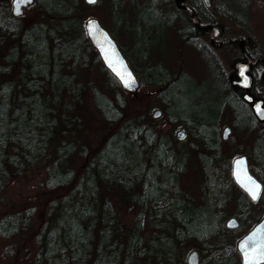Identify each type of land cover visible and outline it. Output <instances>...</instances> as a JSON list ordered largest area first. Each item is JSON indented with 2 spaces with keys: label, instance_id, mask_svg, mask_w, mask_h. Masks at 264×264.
Here are the masks:
<instances>
[{
  "label": "trees",
  "instance_id": "obj_1",
  "mask_svg": "<svg viewBox=\"0 0 264 264\" xmlns=\"http://www.w3.org/2000/svg\"><path fill=\"white\" fill-rule=\"evenodd\" d=\"M86 3L34 0L26 9L39 17L26 20L25 13L13 15L10 0H0V195L13 179L47 158V186L66 191L49 201L47 217L34 231V207L7 212L0 218V236L31 232L33 264H180L185 246L200 252L201 264H240L235 241L263 212L250 216L252 199L232 176L231 159L221 149L219 119L214 118L216 103L202 87L188 82L172 99L173 77L188 74L153 58L168 43L167 32L152 38L151 29L143 33L137 27V34L126 28L123 33L138 36L134 48L119 42L131 66L137 74L143 66L144 82L161 88L163 115L175 126L185 125L191 140L154 129L141 117L117 125L124 118L125 95L116 92L113 97L80 78L89 49L95 48L79 15ZM116 4L111 0L114 8ZM193 5H202V0ZM104 67L110 81L121 86ZM243 101L241 95L234 98L240 107ZM86 102L112 129L94 151L84 140L81 104ZM233 126L239 130L250 125L236 120ZM261 141L264 137H257L252 153H244L261 162L264 184ZM192 153L203 166V180L195 186L186 184ZM79 159L84 160L82 168L75 166ZM255 204L264 210V187ZM117 205L134 214L127 224L118 217ZM231 214L241 222L232 230L226 224ZM113 229L118 231L114 242Z\"/></svg>",
  "mask_w": 264,
  "mask_h": 264
},
{
  "label": "rangeland",
  "instance_id": "obj_2",
  "mask_svg": "<svg viewBox=\"0 0 264 264\" xmlns=\"http://www.w3.org/2000/svg\"><path fill=\"white\" fill-rule=\"evenodd\" d=\"M218 1L219 0H213V3ZM115 2H117L116 8L111 5V0H101L94 4L86 3L80 8L81 10L79 12L80 17H83V26L88 17L96 16L101 20L103 25L110 30L118 42L125 46L129 45L130 48H134V43H137L138 36H136L135 32L134 35L132 34V37L129 36V34L127 35L123 33L124 31H128V28H131L132 32L136 31L137 34H139V32L147 33L151 29L150 33L152 34V38L163 34L164 31L167 32L168 43L164 49H162V46L160 45V47L154 51L153 58H155V60H162L173 71L182 70L189 73L188 76L182 74L173 77V92H171V98L174 99L178 93H181L183 91L181 85H184L187 82L195 87H202L208 97L211 100L213 99L217 105L214 118L218 117V119L221 120L218 125V133L220 137H222L224 126L226 124L229 125L230 120H232V112L230 108L225 107L222 114L220 110L222 107L221 103H224V101H232L234 99L233 92L227 90L226 87L231 84L232 76V65L230 62L232 60H229L228 62V58L232 56L230 48L222 47L218 49L220 66L212 67L210 62L203 58L197 48L182 41L178 34L174 33L171 28L167 29V26L160 22L157 12L162 16L170 14L171 12L173 13L177 10L175 0H115ZM238 5L239 7H242L243 2L240 0L236 1V6ZM249 9L250 18L247 20L248 25L244 28V32L249 36L250 45L255 42L259 48L264 49V0H249ZM25 15L27 18L26 20H36L39 17L33 9L28 8L25 10ZM147 16H149L148 19ZM122 18L123 20H121ZM118 19L123 21L122 26H117ZM149 21L150 24L153 25V28L148 27ZM224 24L226 26V31L237 30L236 26L230 23L224 22ZM123 29L124 31H122ZM238 31L243 33L241 27ZM86 38L89 40L87 33ZM89 43L92 45L90 41ZM200 44H202V42H200ZM99 57L97 49H89V61L84 70L81 71L80 78L89 83H96L102 90L113 97L116 92L125 95L126 109L124 111V118L117 125L127 118L133 119L135 117H141L140 119L142 122L150 123L154 129L171 133L173 137L178 139V131L183 127H187L185 125L175 126L172 123H169L166 118L167 116L163 114L160 117L153 116L154 111L158 108L162 109L164 113V105L160 99L161 89L144 82L145 76L141 69L143 66L139 68V72L141 71V73H139L138 76L141 84L138 90L136 92H124L120 85H116L114 82L110 81L108 70L104 67L103 62ZM153 90H156V92H153ZM261 91L264 92V82H261ZM213 94L215 95L213 96ZM81 106H83L81 109H84L83 115L85 118L86 139L84 140L90 146L91 150L94 151L103 144L105 138L112 129L106 126L101 118L102 116H100L92 104L86 102L81 104ZM259 126L260 127L255 130L250 129L249 127L240 128L239 130L238 128H233L229 134V138L222 139L221 149L226 156H229L231 164L236 156L244 154V150H249L252 153L256 138L262 137V134L264 136V122ZM187 134L186 141H189L191 140V136L188 132V128ZM181 135L182 134L180 133L179 136ZM259 149L264 153V144L262 141ZM49 161L50 158H47L45 161L34 165L26 173L16 177L9 183V186L0 195V218L7 212L21 211L34 207L36 212V222L32 230L34 231L36 227L38 228L43 224L47 217L49 201L66 193L63 189L52 190L47 186L46 166ZM249 162L251 169L254 167L256 170H252L253 173L259 178H262V173L260 172V170L263 169L261 167V162L254 156L253 158L249 157ZM82 163H84V160L79 159V162H77L75 166L82 168ZM201 163L199 156L192 153L190 161L188 162L190 172L186 184L195 186L196 184L201 183L199 180V178L201 181L203 180V166ZM229 179H231L230 176L227 177L226 183H230ZM75 198L79 199L77 195H75ZM113 198L114 202L120 203V199L117 195H114ZM255 203L256 201L252 199L250 204L251 211L248 210V212L251 213L250 216H252V218L260 215L261 212L264 213V210L260 209L258 204ZM116 208L120 210L118 217L121 221L124 220V223L127 224L128 220L131 219L134 214H131L126 207H120V205H117ZM263 213L261 214V217ZM232 216L238 218L236 214H231L230 216H227V219ZM240 223L239 220V226ZM228 229L232 230L234 228L229 227ZM236 233L235 229L234 235ZM116 234H118V231L113 229L111 235L112 242H114V236H116ZM149 236L150 231L147 230L146 237L148 238ZM240 237L235 241L236 248ZM10 247L12 249L11 251L9 250ZM35 250V243L33 238H31V232L22 233L21 235L11 238L0 236V264H33ZM193 250L195 249L190 246H185L183 252H185L186 255L184 253L185 258L183 256L180 264H189L188 257ZM16 251H18V253ZM154 251L155 249L153 252ZM199 259L200 264L202 262L200 254Z\"/></svg>",
  "mask_w": 264,
  "mask_h": 264
},
{
  "label": "flooded vegetation",
  "instance_id": "obj_3",
  "mask_svg": "<svg viewBox=\"0 0 264 264\" xmlns=\"http://www.w3.org/2000/svg\"><path fill=\"white\" fill-rule=\"evenodd\" d=\"M209 1L210 3H207L205 0H202V5L196 7L193 5L194 0H175L176 11L164 16L158 12L157 14L160 18L166 20L164 24L167 26V29L171 28L182 41L197 48L203 58L210 62L212 67L220 66L218 49L222 47L230 48L232 56L228 58V62L232 60L230 61L232 76L231 84L226 87L227 90L233 92V98L242 96L244 106L240 107L239 103L236 104L234 102V99L227 101V103L222 102L221 113L223 114L225 107L231 109L232 120L229 123L231 131L235 128L233 124L236 123V120L239 121L240 125H250L249 128L255 130L264 122V118L261 119L253 107L258 99H262L264 102V92L261 91V82H264V49L259 48L255 42L250 45L249 36L244 32V28L248 25L247 20H249L247 14L249 11L248 0H240L243 2L242 7L236 6V1L239 0H219L214 3L213 0ZM222 21L236 26L237 30L226 31V26ZM240 27L243 33L238 31ZM215 33L216 35L214 36ZM240 62L249 63L247 72L251 76V85L248 88L239 83L238 68ZM174 72H184L189 75V73L182 70ZM246 94L251 95L253 99H248L245 96ZM248 118L251 119L250 122ZM220 122L221 120L218 123L220 124ZM183 128L187 133V128ZM181 136L184 138L183 134ZM262 137H264L263 134ZM262 191L263 187L256 199L251 198L254 201L259 200Z\"/></svg>",
  "mask_w": 264,
  "mask_h": 264
},
{
  "label": "water",
  "instance_id": "obj_4",
  "mask_svg": "<svg viewBox=\"0 0 264 264\" xmlns=\"http://www.w3.org/2000/svg\"><path fill=\"white\" fill-rule=\"evenodd\" d=\"M89 4H94L99 0H85ZM207 3H210L209 0H205ZM34 0H28L27 3L20 4V11H17V4L16 0H11V9L12 13L15 16H20L25 13V9L27 6L32 4ZM95 21L94 24L92 22ZM92 24L91 27L89 25ZM84 27L87 33V36L93 46L97 49L99 56L104 63V65L109 69V71L115 75V77L119 80L122 88L129 92H136L140 87V78L138 74L135 72L133 67L131 66L129 59L125 55L121 45L117 41V39L113 36L110 30L103 25L101 20L96 16H90L86 19L84 23ZM216 33L214 34V36ZM247 62H240L238 68V76H239V83L244 87L248 88L251 85V76L247 72L248 68ZM127 81V83L125 82ZM131 85V86H129ZM156 92V90H153ZM248 99H253V97L249 94L245 95ZM263 100L258 99L253 107L257 113V115L263 119L264 118V106ZM260 103L262 104V110L258 111L256 105ZM162 109H156L153 113L154 117H160L162 115ZM231 131V127L226 125L223 129V138L227 139L229 133ZM180 133L187 136L184 128L178 131V137L182 138L183 136H179ZM232 175L235 182L245 190L251 197H253L252 193L248 190L246 185H251V180L258 182L262 186V181L257 177L251 170L249 158L247 154H240L236 156L232 163ZM261 189L257 190V197L261 192ZM255 197V199L257 198ZM254 198V197H253ZM226 224L228 227H238L239 220L232 216L227 219ZM253 234L255 237L253 238ZM260 243H264V213L259 221H257L243 236H241L237 242V249L241 255V264H262L264 260L262 259H255L253 260L252 257V250L259 246ZM246 252L248 255L246 256ZM199 251L197 249L193 250L189 257L188 263L189 264H199Z\"/></svg>",
  "mask_w": 264,
  "mask_h": 264
},
{
  "label": "snow or ice",
  "instance_id": "obj_5",
  "mask_svg": "<svg viewBox=\"0 0 264 264\" xmlns=\"http://www.w3.org/2000/svg\"><path fill=\"white\" fill-rule=\"evenodd\" d=\"M28 0H16V4H17V11H20V4L21 3H27ZM92 2H95V0H92ZM95 21L92 22V24H94ZM92 24L89 25V27L92 26ZM127 83V81H125ZM131 86V85H129ZM251 99V97H250ZM264 103V102H262ZM257 107V110L260 111L262 110V104L258 103L256 105ZM252 182H251V185H246V187H248V190L252 193L253 197H257V190L260 189L261 187H264V186H261L258 182L252 180V178L250 177L249 178ZM255 237V234H253V238ZM248 255V253L246 252V256ZM253 260L255 259H262L264 260V243H260L258 247H256L255 249L252 250V257H251Z\"/></svg>",
  "mask_w": 264,
  "mask_h": 264
}]
</instances>
